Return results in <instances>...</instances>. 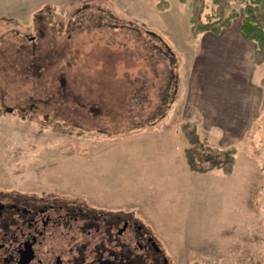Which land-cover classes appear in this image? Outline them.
<instances>
[{
    "label": "rangeland",
    "instance_id": "374dc122",
    "mask_svg": "<svg viewBox=\"0 0 264 264\" xmlns=\"http://www.w3.org/2000/svg\"><path fill=\"white\" fill-rule=\"evenodd\" d=\"M166 1L0 0V192L132 213L168 264H264V64L242 7L220 36L192 37L194 0ZM184 122L236 149L231 176L189 171Z\"/></svg>",
    "mask_w": 264,
    "mask_h": 264
},
{
    "label": "flooded vegetation",
    "instance_id": "af4514ba",
    "mask_svg": "<svg viewBox=\"0 0 264 264\" xmlns=\"http://www.w3.org/2000/svg\"><path fill=\"white\" fill-rule=\"evenodd\" d=\"M132 213L56 193L0 192V264H168Z\"/></svg>",
    "mask_w": 264,
    "mask_h": 264
},
{
    "label": "trees",
    "instance_id": "16d2710c",
    "mask_svg": "<svg viewBox=\"0 0 264 264\" xmlns=\"http://www.w3.org/2000/svg\"><path fill=\"white\" fill-rule=\"evenodd\" d=\"M152 1L158 11H166L169 8V3L166 0ZM178 2L185 4L186 0H178ZM234 5L242 7L240 30L245 39L255 45L254 65L261 66L264 64V0H211L210 4L207 0H194L189 18L190 33L192 37L202 34L220 36L224 30L232 26L235 19L239 18V13ZM146 34L151 38L150 42L158 39V42L163 44V47L154 44L152 49L162 52L169 59V65L174 68L176 59L173 52L158 36L149 31ZM174 73L172 69L169 71L168 83L162 92L164 93L161 100L162 105L157 106L158 110L163 108V105L169 109L172 104L173 91H175L178 81L176 72ZM164 114L162 113L158 118H162ZM153 123L151 121V124ZM180 130L187 142L184 158L190 172L207 174L214 170H220L226 176L232 175L235 165V148L220 151L207 146L199 136L196 126L188 122L182 123Z\"/></svg>",
    "mask_w": 264,
    "mask_h": 264
},
{
    "label": "water",
    "instance_id": "95a60500",
    "mask_svg": "<svg viewBox=\"0 0 264 264\" xmlns=\"http://www.w3.org/2000/svg\"><path fill=\"white\" fill-rule=\"evenodd\" d=\"M10 111H11V109L8 108V109H7V112H10ZM165 262H166V259H165Z\"/></svg>",
    "mask_w": 264,
    "mask_h": 264
},
{
    "label": "crops",
    "instance_id": "0c3cea01",
    "mask_svg": "<svg viewBox=\"0 0 264 264\" xmlns=\"http://www.w3.org/2000/svg\"><path fill=\"white\" fill-rule=\"evenodd\" d=\"M230 28H231V27H230ZM230 28H229V29H230ZM203 35H206V34H203ZM137 214H138V213H137Z\"/></svg>",
    "mask_w": 264,
    "mask_h": 264
}]
</instances>
